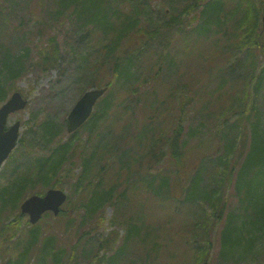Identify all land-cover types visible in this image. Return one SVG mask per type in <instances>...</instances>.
<instances>
[{"label": "trees", "instance_id": "16d2710c", "mask_svg": "<svg viewBox=\"0 0 264 264\" xmlns=\"http://www.w3.org/2000/svg\"><path fill=\"white\" fill-rule=\"evenodd\" d=\"M226 1L231 4L230 9L226 7ZM137 2L139 3L140 0L134 1L129 13H122L120 10H114L111 0H0V102L4 101L9 91L16 87V80L23 69L35 65L46 70L56 64L60 55V43L56 39L58 32L53 30L63 27L64 19H74L75 30L80 36L76 44L70 46V53L80 74L78 80L86 84L90 82L92 86H95L96 72L97 76L102 75L101 79L108 78L95 86L107 89L97 101L85 125L93 133L87 143L86 141L82 143V138L77 132L70 135L68 141L62 143L61 139H57V125L50 120L39 124L40 148L44 150V153L31 155L27 151L28 145L33 146L31 142L38 144L35 139H29L27 145L19 140V143L24 144V148L23 152L19 153L20 157L14 160L11 166L13 178L6 185L0 186V220L5 218L6 207L14 208L13 206L17 205L21 199L30 194H39L34 190L36 186L42 185L43 188L60 186L59 179L52 183L54 176L72 177L74 176L73 168L76 166L80 168V173L75 175L74 185L78 190V199L83 203L77 204L78 207L75 202L74 209L83 208L86 212L95 214L101 210L99 208L104 203L108 201L112 203L114 200L120 203L125 200V194H131V191L135 190L140 182L132 173L135 167L132 161L134 158L132 145L138 144L141 139L135 130L133 131L134 114L127 111L133 104L129 101L127 105H121L119 96L121 90L124 94L139 96L147 91L140 84L152 80V86L149 89H153L157 81L149 75L152 71H146V63L151 68L153 64L141 56L144 43L140 42L141 45L135 43L131 35L135 31L139 36L140 34L152 36L160 28L180 23L181 14L200 6L201 18L197 32L202 34L204 31H211L214 25L228 21L239 36V29L244 27L241 30L244 35L241 36L245 55L239 63L231 64L232 66L226 70L216 68L215 80L218 78L217 89H219L217 94L225 95L226 93L220 114L216 119L215 116L213 117L216 128L206 129V122L210 115L208 111V115L203 117L206 121L205 129L202 128V124H199L194 128V133L191 131V134H188L189 138L195 136L196 141L188 144L182 139L183 111L188 100H192V96L188 98L186 89L176 86L170 93L174 96L176 103L181 101V125L175 127L173 136L163 139L161 149L153 157L148 146L146 154L153 158L155 168H161L162 171L167 167L162 164L168 154L169 157L166 158L171 163L173 171L182 173L181 197L185 201L184 204L191 207H187L191 213L187 220H191V224H195L193 220H200L203 207L200 210L195 207L199 202L203 206V202H206L211 208L215 207L221 217L227 205L225 190L227 187H233L243 212L236 214L232 211L225 216L220 236V256L227 260L228 255L231 254L239 256L248 254L252 251L256 235H258L255 232L258 233V230L264 227V128L256 107L259 103L258 92L264 90V64L257 66L258 56L261 59L264 57V25L260 19L264 3L262 1L261 5L255 4L256 9L249 0H190L182 9L171 13V17L162 25L137 30V10L134 8ZM17 11H21L22 14L30 13L36 18L32 16L29 18L35 20L32 30H22L18 32V38L11 39L8 35V22ZM141 12L150 23L147 16L148 10L143 9ZM20 26L21 24H18L15 28L16 32ZM27 35L31 36L29 40L34 35L40 38L45 37L41 46L36 44L38 51L34 60L30 56L32 43L26 40ZM233 38H237L236 35ZM177 52L178 49L175 48L174 53ZM172 53H168L170 61L159 63L160 73L163 75L169 71L168 64L172 65L175 62L174 53L173 55ZM238 67L243 68L244 72L236 74ZM94 73L95 76H93ZM141 87L142 90H140ZM210 111L212 112L211 108ZM121 112L128 113L124 121L126 122L125 135L116 141L105 138L110 137V132L115 129L114 126L119 121V117L121 119L123 115ZM111 116L112 119H110ZM229 116L233 117L231 123L228 121ZM147 129L153 128L147 127ZM107 133L108 135L105 136ZM180 133L181 142L179 143ZM141 137L144 142L148 140L147 145L152 141L142 134ZM122 140H124L123 143L119 145ZM236 148L238 151L235 150ZM103 160L107 161L106 164L93 172L95 165ZM233 170H236V175H233ZM115 172H121V175ZM2 174L3 171L0 177ZM173 179L179 182L176 178ZM142 181L152 193H158L169 186L168 180L160 171L145 174L142 176ZM119 187L123 189L118 190ZM143 211L141 207L138 212L134 211L135 213L128 215L124 223L125 233L122 235L112 230L98 240L99 250L103 249L105 253L104 256L95 254L98 264H119L122 258L125 261L131 249L130 239L140 235L142 227L144 228V225L138 221L143 220ZM98 225H94L93 228ZM18 229L17 220L0 225V239L13 237ZM39 232V225L31 226L28 245L36 244ZM49 237L43 238L40 256L49 255L55 260L52 263L56 264L59 257L63 255V251L62 249L54 250L53 239ZM26 247L16 251L5 261V264H24V259L31 250ZM43 264L46 263L43 262ZM127 264H131V261L128 260Z\"/></svg>", "mask_w": 264, "mask_h": 264}, {"label": "rangeland", "instance_id": "374dc122", "mask_svg": "<svg viewBox=\"0 0 264 264\" xmlns=\"http://www.w3.org/2000/svg\"><path fill=\"white\" fill-rule=\"evenodd\" d=\"M111 1L114 10L129 13L135 0ZM262 1L264 3V0H249V3L256 8L255 4L261 5ZM189 2L190 0H140L134 7L137 10V30L139 28L146 29L153 25H162L165 20L171 17V13L182 9ZM225 5L230 9L231 4L228 1ZM143 9L148 10L147 16L150 23L143 17L141 12ZM200 11L199 6L188 13L181 14L180 23L160 28L152 36L148 37L144 34L139 36L135 31L131 35L135 43L140 45L144 43L141 56L153 64L152 69L146 63V71H152L149 75L157 81L154 83L153 89H149L152 86V80L140 84L147 91L142 92L139 96L137 94L133 96L124 94L122 90L119 96L121 105L125 106L129 101L133 104L132 108L127 109V111L134 114L136 122L133 120V131L135 130V133L138 134L137 136L141 139V142L132 145L134 155L132 161L133 166L135 165L132 173L137 177L140 184L136 186L135 190L131 191V194L124 195L125 200L120 203H116V200L112 203L108 201L99 208L101 210L98 213L94 214L86 212L83 208L74 209L73 207L75 202L76 205L83 203L78 199V190L74 185L75 175L77 176L80 173L79 167L73 168L74 176L72 177L66 175L54 176L52 183L56 182L57 179L60 180V186L57 187L65 190L69 201L62 206L61 214L53 215L49 212L36 223L37 226H40V235L35 245H28L32 225H30L28 216L20 213L19 206L23 199L13 206L14 208L6 207L5 218L0 220V225L17 220L19 229L13 237L5 240L0 239V264H5L10 256H13L16 251L18 252L27 245L26 248L31 250L24 259V264H43V262L53 264L52 261L55 260L51 259L49 255L40 256V246L43 238L47 236L53 239L54 250L62 249L63 251V255L59 257L56 264H98L95 254L105 255L103 249V251L99 250L98 240L104 238L112 230H116L119 235L125 233V219L132 212L141 210V207L144 210L143 220L138 221L144 225V228L142 227L140 235L130 239L131 249L125 261L122 258L119 264H127L128 260L131 261V264H264V227L262 230H258V233L255 232L258 235H256L252 251L248 254L241 256L231 254L228 255L227 260L220 256V236L225 216L232 211L236 214L243 212L239 197L235 195L233 187H227L225 190L227 205L223 209L221 217H219L218 210H215V207L211 208L206 202H203V206L199 202L195 207L199 210L203 207L200 220H193L195 224H191V220H187L191 215L187 207H191L184 204L185 201L181 197L182 173L173 171L170 166L171 163L167 160L168 154H166L165 162L162 164L167 166L164 171L161 168H155L152 158L161 149L163 139L173 136L175 127L181 125V101L176 103L174 96L170 93L171 89L176 86L178 88L184 87L186 96L188 98L192 96V100H188V104L183 111L182 139L186 140L188 144L194 143L196 141L195 136L189 138L188 134H191V131L194 133V128L199 124H202V128L205 129L206 121L203 117L208 115V111L210 115H208L206 129H215L216 122L213 117L215 116L216 119L220 114L222 102L226 98V93L225 95L217 94L219 89H217L218 78L215 80L217 77L216 68L226 70L232 66L231 64L239 63L245 55V46L242 43L241 36L244 35L241 32L244 27L239 29L240 38L237 36L238 32L230 26L228 21L219 23L217 26L214 25L211 31L208 30L199 34L196 29L200 23ZM15 13L8 22V35L11 39L18 38V32L22 30H32L36 18L35 15L30 13L22 14L21 11ZM31 16L34 19H29ZM62 23L63 27L53 30V32H58L56 39L60 43V55L56 64L46 70H42L35 65L27 67L21 71L15 83L16 87L14 89H19L25 95L27 105L23 110L10 115L8 121L9 123L15 120L20 121L19 139L25 145L28 144L29 139L37 141L38 144L31 142L33 146L28 145L26 147L31 155L44 153V150L40 148L38 131L39 124L45 120H50L57 125V139H61L62 143L69 140L70 134L66 131V118L69 111L85 88L98 86L104 79H101L102 75L97 76L96 72L95 81L97 82L95 86H92L90 82L86 84V82L78 80L80 74L70 53V46L76 44L80 36L75 30L74 19H64ZM18 24H21V26L16 32L15 28ZM234 35L237 38L234 39ZM30 37V35H27L26 40H29ZM44 39L45 37L40 38L34 35L29 40L32 43L30 44V56L33 60L36 57V51H38L36 44L41 46ZM235 40L237 42H234ZM175 48L178 49L177 53H174ZM172 52L174 53L175 62L172 65L168 64L169 71L166 75H163L160 73L159 63L170 61L168 53L171 54ZM257 60V66L264 64V57L261 59L258 56ZM243 72V68L238 67L236 69V74ZM93 76H95V73ZM142 89L141 87L140 90ZM257 101L259 103L256 107L264 128V90H259ZM250 115L252 116V114ZM127 116L128 113H125L121 119L119 117V121L114 126L115 129L110 132V137L107 136V133L105 138L116 141L124 136L126 129L124 127L126 122L124 121ZM110 119H112V116ZM228 121L231 123L233 117L229 116ZM147 127L153 129L148 130ZM77 134L82 138V143L85 141L87 143L88 138L93 135L87 126L79 129ZM141 134L152 140L149 145H147L148 140L143 141ZM180 142L181 133L179 136ZM24 144L18 142L15 152L4 163L0 186L6 185L13 178L11 166L13 161L20 157L19 153L23 152ZM147 146L153 153L152 157L146 154ZM235 150L238 151L237 148ZM106 162L103 160L95 165L92 169L93 172L96 168L104 166ZM236 170H233V175H236ZM159 171L168 180L169 186L158 193H152L142 181V176L147 173H158ZM60 173L65 174V172ZM115 173L121 175V172ZM173 178H176L179 182L174 181ZM47 188L39 185L34 190L42 194ZM121 189L123 188L119 187L118 190ZM96 224L99 225L93 228ZM40 257L41 259H38Z\"/></svg>", "mask_w": 264, "mask_h": 264}, {"label": "water", "instance_id": "95a60500", "mask_svg": "<svg viewBox=\"0 0 264 264\" xmlns=\"http://www.w3.org/2000/svg\"><path fill=\"white\" fill-rule=\"evenodd\" d=\"M262 21L264 23V12ZM104 91L105 88H96L83 93L67 117V129L69 132L75 130L87 119L95 101ZM25 104L26 100L23 99L20 93L14 92L11 97L0 106V166L15 146L19 129V121H16L9 129L4 130L7 116L11 112L24 108ZM65 200V191L50 188L43 196L32 195L26 198L21 203L20 209L22 214L26 213L29 215V221L31 223H35L45 211L50 210L54 214H57L60 205Z\"/></svg>", "mask_w": 264, "mask_h": 264}]
</instances>
